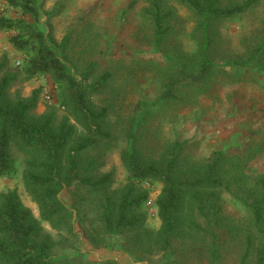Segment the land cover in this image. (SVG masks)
Returning <instances> with one entry per match:
<instances>
[{
    "label": "trees",
    "instance_id": "obj_1",
    "mask_svg": "<svg viewBox=\"0 0 264 264\" xmlns=\"http://www.w3.org/2000/svg\"><path fill=\"white\" fill-rule=\"evenodd\" d=\"M0 1L6 10L20 15L12 19L0 14V33L12 35L11 46L23 55L20 74L25 83L45 77L52 86H57L59 102L66 109L64 116L55 111L37 113L42 88L28 96L18 90L11 93L19 74L6 73L5 63H0V179H11L21 172L24 190L39 210L37 219L16 191L0 194V264H93L80 249L75 211L93 245L97 246L95 233L101 231L109 244L124 236L112 247L128 254L135 263L149 260L153 252L169 254L184 217L200 220L201 225L190 219L189 227L202 230V236L210 237L212 264H219L221 250L215 228L223 220L219 217L222 209L217 206L215 191L222 187L228 190L232 184L243 190L246 184L241 185L245 178L242 157L230 159L226 181L221 175L225 154L219 150L207 161L189 163L188 159L180 158L185 143L175 141L167 148L164 160L144 157L136 141L139 129L136 124L149 114L146 96L142 95L131 118L127 146L121 151L128 174L127 185L115 202L103 193L109 178H95L92 165L84 166L82 162L84 154L98 150L103 137H110L105 125L109 109L98 106L95 101L107 79L89 83L90 73H87L79 80L61 58L51 27L48 31L41 23L42 0ZM172 1L190 11L194 24L192 39L197 49L187 53L173 47L177 60L163 86L161 102L180 101L182 94L204 90L215 80V69L220 66L214 59L217 23L245 15L260 0ZM145 16L156 47L174 43L177 28L182 24L172 8L153 0ZM65 42L66 38L62 45ZM262 62L264 40L250 47L243 61L235 64L264 71ZM181 166L196 171V175L179 180L175 173ZM147 182L162 186L155 202L161 223L157 230L145 226L141 213L150 194L143 187ZM66 190L75 195V211L62 199ZM251 194L255 198L244 202L250 209L258 245L253 237L248 238L240 263L264 264V177L256 180ZM43 224H48L53 233L46 231Z\"/></svg>",
    "mask_w": 264,
    "mask_h": 264
},
{
    "label": "rangeland",
    "instance_id": "obj_2",
    "mask_svg": "<svg viewBox=\"0 0 264 264\" xmlns=\"http://www.w3.org/2000/svg\"><path fill=\"white\" fill-rule=\"evenodd\" d=\"M152 1L42 0L41 23L48 31L51 27L61 58L79 80L87 73H90L89 83L104 77L107 79L95 101L98 106L109 109L105 125L110 137H103L98 150L84 154L82 162L84 166L92 165L95 178H109L103 193L118 201L127 185L128 175L121 151L127 146L131 118L142 95L146 96L149 114L136 124L139 128L136 141L144 157L164 160L167 148L175 141L185 143L180 158L188 159L189 163L207 161L219 150L225 154V168L221 170L224 181L230 174V159L242 157L245 178L241 185L246 184L243 190L232 184L228 190L222 187L215 191L217 206L222 209L219 217L223 220L222 225L215 228L221 250L219 264H241L242 248L248 238L256 235L250 209L244 200L255 198L251 189L258 178L264 177V71L235 63H241L249 48L264 40V0L241 17L217 23L214 59L220 66L215 69V80L204 90L182 94L181 100L175 102H161L160 97L170 76V68L177 60L173 47L187 53H194L197 49L192 39L193 19L188 9L174 1L159 0L174 10L182 27L177 28L179 32L173 39L174 43L166 42L156 47L145 16ZM0 14L12 19L20 16L14 10H6L1 1ZM11 36L0 33V63H5L6 73L19 74L11 93L18 90L28 96L33 90L42 88L37 113L55 111L64 116L66 109L59 102L57 86H52L45 77L25 83L20 74L22 66L18 65L23 55L11 46ZM45 85L52 86L54 90L50 104L43 101ZM190 172L181 166L175 176L182 180L197 173ZM151 185L154 205L149 207L147 199L141 213L145 217V226L157 230L161 223L155 202L162 186L158 183ZM8 191H16L23 204L39 219L37 206L24 190L21 172L11 179H0V194ZM62 199L74 210L73 191H64ZM190 219L189 216L182 219L183 223L173 237L171 254L153 252L149 260L135 263L128 254L112 247L124 236L109 244L102 231L95 233V246L90 242L84 223L76 211L74 213L75 228L81 239L80 249L93 264H212L210 237L202 236V230L190 229ZM191 220L201 225L200 220ZM43 227L53 233L48 224H43ZM255 244L258 245L257 240Z\"/></svg>",
    "mask_w": 264,
    "mask_h": 264
},
{
    "label": "built area",
    "instance_id": "obj_3",
    "mask_svg": "<svg viewBox=\"0 0 264 264\" xmlns=\"http://www.w3.org/2000/svg\"><path fill=\"white\" fill-rule=\"evenodd\" d=\"M18 65H20V62L18 63ZM53 91L54 90H53L52 86H48V85L44 86V90H43V94H42L44 102L49 103V104L53 102ZM144 187H145V189L150 191V197L148 198L147 205L149 207H151L154 205V199H153V195H154L153 191L154 190H153L152 185L150 183H144Z\"/></svg>",
    "mask_w": 264,
    "mask_h": 264
}]
</instances>
